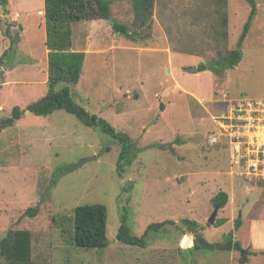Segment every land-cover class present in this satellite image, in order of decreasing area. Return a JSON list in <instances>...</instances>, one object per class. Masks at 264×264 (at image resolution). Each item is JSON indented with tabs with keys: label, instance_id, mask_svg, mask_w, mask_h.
<instances>
[{
	"label": "rangeland",
	"instance_id": "rangeland-1",
	"mask_svg": "<svg viewBox=\"0 0 264 264\" xmlns=\"http://www.w3.org/2000/svg\"><path fill=\"white\" fill-rule=\"evenodd\" d=\"M20 1L8 0L7 14L0 6V58L11 41L17 48L0 65V120L49 93L43 10ZM131 1L112 0L110 21L71 26L72 49L85 53L72 96L130 138L123 173L120 145L99 127L62 110L24 113L0 133V239L9 230L28 231L34 264H239L237 252L219 247L231 232L239 241L236 219L244 223L241 238L250 224L252 233L258 228L264 235V178L230 174L235 148L228 136L223 132L221 145L213 147L208 139L230 116L231 99L264 105V0H255L238 66L221 73L199 70L221 50L222 42L207 35L216 0H157L152 29L135 40L112 28V22L132 27ZM250 9L247 0H228V50L238 47ZM226 140L229 146L222 145ZM220 192L229 198L216 220L227 222L215 227L208 219ZM93 204L107 208L108 246L77 249L69 243L73 210ZM31 208L38 209L35 217ZM124 213L137 237L153 224L176 225L150 232L145 247H130L117 240ZM185 219L197 229L182 225ZM197 235L214 248L196 249ZM255 252L248 264H264V250Z\"/></svg>",
	"mask_w": 264,
	"mask_h": 264
},
{
	"label": "trees",
	"instance_id": "trees-1",
	"mask_svg": "<svg viewBox=\"0 0 264 264\" xmlns=\"http://www.w3.org/2000/svg\"><path fill=\"white\" fill-rule=\"evenodd\" d=\"M251 6L248 21L243 27L239 38L238 47L233 50L227 49L228 44V0H216L218 9L215 10L216 18L210 20L208 34L212 41L222 42L221 50L218 51L219 58L211 59L208 65L200 66L199 70H211L221 73L224 68L234 69L238 66L242 52L241 48L249 32L251 23L256 17L257 5L255 0H247ZM157 0H132L133 20L132 27L124 24L112 22V28L120 35L135 40L144 30L152 29L154 8ZM7 0H0V6L8 12ZM112 0H44V21L46 27V49L48 71L47 86L49 93L41 99L30 103L24 109L15 108L8 116L0 120V133L11 126L16 120L28 112L38 116L51 115L54 111L62 110L75 116L82 124L87 127H99L101 131L109 135L120 145V156L118 158V172L123 173L122 164L127 156L132 153L130 138L117 132L105 120H101L97 115L88 113L78 105L72 96L73 89L77 86L85 61V53L72 49V30L71 26L83 22L97 20L110 21ZM202 18L197 19L200 22ZM145 33L143 36H146ZM12 41L0 58V65L3 58L9 51H12ZM226 53L223 54L222 51ZM198 70V71H199ZM63 84L64 87L56 91V87ZM126 157V158H125ZM228 195L225 192L218 193L211 201L213 206L218 205L219 210L224 209L228 203ZM218 210V211H219ZM32 217L38 213V209L31 208ZM72 230L69 233V243L77 249L82 250H102L108 246L107 239V219L108 211L106 206L100 204L78 206L72 213ZM225 219L216 220L214 226L220 227ZM242 221H234V230H238ZM166 225H176L174 222H162L149 226L142 237L133 235L128 227V218L124 213L120 219V227L117 233V240L130 247H145L146 239L150 232H157ZM182 225L190 230L197 229L194 221L182 220ZM202 245L206 249H213L214 246L208 243L201 236H196L194 247L199 249ZM223 251H235L239 254L238 263L246 264L249 258L256 256L257 252L250 248H243L242 245L234 241L232 232L228 234L227 243L219 247ZM0 257L4 264H34L32 261L31 234L28 231L9 230L0 239Z\"/></svg>",
	"mask_w": 264,
	"mask_h": 264
},
{
	"label": "built area",
	"instance_id": "built-area-1",
	"mask_svg": "<svg viewBox=\"0 0 264 264\" xmlns=\"http://www.w3.org/2000/svg\"><path fill=\"white\" fill-rule=\"evenodd\" d=\"M231 103L232 107L230 105L227 110L230 116L217 132L209 136L208 145L213 147L221 143L225 132L226 139L235 148L230 157L232 175L264 178V139L258 136L264 135V117L255 116L256 113L264 114V105L258 102L246 105L236 104V101ZM250 112L254 116L250 117ZM227 143L226 140L222 145L229 146Z\"/></svg>",
	"mask_w": 264,
	"mask_h": 264
},
{
	"label": "crops",
	"instance_id": "crops-1",
	"mask_svg": "<svg viewBox=\"0 0 264 264\" xmlns=\"http://www.w3.org/2000/svg\"><path fill=\"white\" fill-rule=\"evenodd\" d=\"M7 2H8V0H7ZM18 4H21V5H26L27 6V8H31V11H35V10H37V12L39 11V10H43V12H44V0H39L38 2H33V5L31 4H29L28 2H25V0H21ZM37 4H38V6H37ZM8 5V4H7ZM6 9H7V7H6ZM14 11V10H13ZM46 51H47V53H48V50L46 49ZM15 68V66L14 67H11L10 69H14ZM83 70V69H82ZM0 92H1V89H0ZM231 102H232V99H231ZM217 130V129H216ZM232 173V170H231V167H230V174ZM252 222H255V223H257L258 222V220L257 221H255V219H253L252 220ZM243 221H242V223H241V226H240V228L238 229L239 230V241L238 242H240V244L242 245V247L243 248H250V249H252V250H254V251H258V252H260L261 250H264V248H257V247H255L256 245V240H255V238H257L258 239V243L259 244H261V247H263L264 246V235H263V233L262 232H259V230H258V228H255L254 229V231H253V233L255 232V233H257V237H255L254 235H253V233H252V225L250 224V226H249V232H248V234L247 235H245V236H243L242 238L240 237V233H241V231L243 230ZM234 225V224H233ZM237 230V231H238ZM235 239H236V236H235ZM257 243V244H258ZM252 257H255V256H252ZM250 262V259H249V261H248V263ZM248 263H246V264H248Z\"/></svg>",
	"mask_w": 264,
	"mask_h": 264
},
{
	"label": "water",
	"instance_id": "water-1",
	"mask_svg": "<svg viewBox=\"0 0 264 264\" xmlns=\"http://www.w3.org/2000/svg\"><path fill=\"white\" fill-rule=\"evenodd\" d=\"M195 72H196V70H194V73ZM218 210H219V206L218 205L214 206V211L211 214L210 218L208 219V224L209 225H214Z\"/></svg>",
	"mask_w": 264,
	"mask_h": 264
},
{
	"label": "clouds",
	"instance_id": "clouds-1",
	"mask_svg": "<svg viewBox=\"0 0 264 264\" xmlns=\"http://www.w3.org/2000/svg\"><path fill=\"white\" fill-rule=\"evenodd\" d=\"M43 14H44V12H43Z\"/></svg>",
	"mask_w": 264,
	"mask_h": 264
}]
</instances>
